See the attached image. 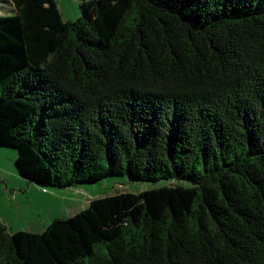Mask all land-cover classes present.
<instances>
[{
    "label": "trees",
    "instance_id": "obj_1",
    "mask_svg": "<svg viewBox=\"0 0 264 264\" xmlns=\"http://www.w3.org/2000/svg\"><path fill=\"white\" fill-rule=\"evenodd\" d=\"M0 147L93 198L41 232L0 222V264H264V0H8Z\"/></svg>",
    "mask_w": 264,
    "mask_h": 264
},
{
    "label": "rangeland",
    "instance_id": "obj_2",
    "mask_svg": "<svg viewBox=\"0 0 264 264\" xmlns=\"http://www.w3.org/2000/svg\"><path fill=\"white\" fill-rule=\"evenodd\" d=\"M56 2L60 11L65 16L68 15V12L72 11L73 7L77 9L79 16V10L77 8L78 0H56ZM11 14L12 12H2L0 15ZM63 18L65 17L62 15V19ZM71 20L74 21L75 19ZM12 151L17 153L16 150ZM0 153L4 154V156L8 155L11 158V153L9 154L8 151H0ZM10 158H8V160ZM20 179L25 187L28 188L24 197L30 208H24L21 212L22 214L18 212V214H12V216H10V224L12 226L10 225L11 227H9L8 225V228H12L9 230L11 233L19 229L22 231L41 233L53 219L62 217L69 218L78 211L80 212L89 207V201L93 198L95 199L108 194L113 195L117 193L140 194L150 188L153 189L163 186L167 182L160 181L155 184L150 182L133 183L129 182L124 176H115L102 179L97 184L79 185L76 188L68 189L47 188L43 190V188L35 184H28L22 178ZM3 195L5 196L6 192H4ZM31 210L32 215L30 214ZM4 221H6V218Z\"/></svg>",
    "mask_w": 264,
    "mask_h": 264
},
{
    "label": "crops",
    "instance_id": "obj_3",
    "mask_svg": "<svg viewBox=\"0 0 264 264\" xmlns=\"http://www.w3.org/2000/svg\"><path fill=\"white\" fill-rule=\"evenodd\" d=\"M54 1L56 2V0ZM80 1L81 0H78V4ZM56 6L58 10L60 11L57 5V2H56ZM6 10H9V11H6ZM2 12H12L13 13V7L10 1L0 0V14ZM62 15L65 17L63 18V20L65 21L66 20L72 21L71 19L78 18L77 9L74 7L72 8V11L68 12V15L65 16L63 13ZM0 151H8L9 154L11 153V158L8 155L4 156V154L0 153V222L3 223L8 230H10L12 229V228H8V225L9 227L12 226L10 224V219H11L10 216H12V214H18V212L21 213L24 208L26 209L30 208L27 205V202L24 197L28 188L25 187L21 179L18 177V174L14 168V164L11 165V163L15 161L14 159L16 158V153H14L8 148H3V147L2 148L0 147ZM8 158L10 159L8 160ZM4 192H6L5 196L3 195ZM30 214L32 215V210L30 211ZM5 218L7 222L4 221ZM14 231L15 232H18V231L28 232V231H22L20 229L14 230Z\"/></svg>",
    "mask_w": 264,
    "mask_h": 264
},
{
    "label": "water",
    "instance_id": "obj_4",
    "mask_svg": "<svg viewBox=\"0 0 264 264\" xmlns=\"http://www.w3.org/2000/svg\"><path fill=\"white\" fill-rule=\"evenodd\" d=\"M11 151L13 150V149H10ZM13 152H15V151H13ZM33 184V183H32ZM36 185V184H35ZM39 187V186H38ZM45 190V189H44Z\"/></svg>",
    "mask_w": 264,
    "mask_h": 264
}]
</instances>
